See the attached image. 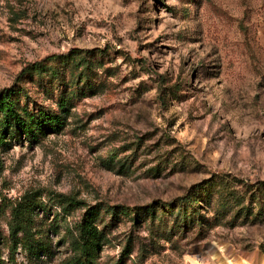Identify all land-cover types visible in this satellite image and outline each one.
<instances>
[{
	"label": "rangeland",
	"instance_id": "obj_1",
	"mask_svg": "<svg viewBox=\"0 0 264 264\" xmlns=\"http://www.w3.org/2000/svg\"><path fill=\"white\" fill-rule=\"evenodd\" d=\"M71 50L105 54L99 90L73 101L61 132L0 143L4 264L68 258L64 230L45 236L60 211L57 194L137 217L133 209H170L204 186L243 191L264 180V0H0V90L22 87V103L57 109L59 85L42 90L26 68ZM115 152L114 161L131 158L132 168L110 167ZM225 173L245 182L228 183ZM30 201L35 230L50 245L39 258L12 232V208ZM105 219L111 245L102 247L100 264H189L191 255L213 264L215 242L264 255V221L220 223L199 239L172 216Z\"/></svg>",
	"mask_w": 264,
	"mask_h": 264
},
{
	"label": "trees",
	"instance_id": "obj_2",
	"mask_svg": "<svg viewBox=\"0 0 264 264\" xmlns=\"http://www.w3.org/2000/svg\"><path fill=\"white\" fill-rule=\"evenodd\" d=\"M104 55L101 52L90 54L89 51L71 50L66 54L50 55L39 63L29 65L26 68V74L35 76V82L42 90L46 91L55 84L59 85L57 101H55L57 109L42 105L31 107L29 103H22L21 94H26L22 87L0 90V143L6 142L5 140L12 135L23 136L31 142H38L41 136L61 132L74 106L73 101L91 96L99 90L101 85L94 79L98 77V69L104 66L102 63ZM119 154L121 153L115 152L108 156L112 160L109 163L110 167L128 171L132 168L133 159L124 157L114 161L113 158H117ZM225 176L224 179L234 185L240 186L245 182L229 173H225ZM244 187L245 190L240 191L228 186L227 183L204 186L200 191L201 195L193 191L177 198L167 205L170 209L160 210L149 206L150 208L144 213L137 208L133 209L137 217H133L130 210L124 207L116 210L108 206H89L85 201L72 195L57 194L55 202L60 211L54 213L55 221L45 231L46 235L41 229L35 230L33 201L12 208L16 222L12 232L15 237L22 233L21 239L17 237L16 244H23L33 258H39L50 250L48 240L43 235L49 237L50 233L57 235L64 230L68 239L63 238L62 241L69 244L70 254L63 264H100L102 247L111 245L106 214L113 215L115 220L123 215L136 220L137 223L149 216L151 219L172 216L175 225L182 228L184 233L195 230L197 238L204 239L205 233L202 231H207L208 227L220 223L236 225L264 221L262 216L264 214L262 205L264 180L246 182ZM38 207L45 213L48 212L47 206L40 204ZM79 210L84 212L79 218L74 217ZM60 218L66 221V224H59ZM71 218L74 223L69 222ZM34 236L39 239H34ZM261 248L264 251V244ZM0 264H4L1 259Z\"/></svg>",
	"mask_w": 264,
	"mask_h": 264
},
{
	"label": "bare ground",
	"instance_id": "obj_3",
	"mask_svg": "<svg viewBox=\"0 0 264 264\" xmlns=\"http://www.w3.org/2000/svg\"><path fill=\"white\" fill-rule=\"evenodd\" d=\"M208 259L213 264H264V255L259 252L237 251L228 244L215 242L209 249ZM189 264H208L200 256L190 257Z\"/></svg>",
	"mask_w": 264,
	"mask_h": 264
}]
</instances>
